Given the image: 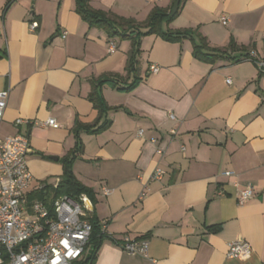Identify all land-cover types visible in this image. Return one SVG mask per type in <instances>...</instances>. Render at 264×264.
<instances>
[{
    "label": "crops",
    "instance_id": "crops-1",
    "mask_svg": "<svg viewBox=\"0 0 264 264\" xmlns=\"http://www.w3.org/2000/svg\"><path fill=\"white\" fill-rule=\"evenodd\" d=\"M9 1L0 0V91L10 88L0 136L28 137L31 193L57 186L73 153L71 171L91 190L92 213L108 235L89 264H264V72L243 57L255 51L264 58V0H180L162 27L192 35L178 42L143 36L131 72L132 41L91 27L75 0L6 7ZM176 1L90 4L142 22L157 6L172 11ZM203 41L226 57H197L195 44ZM152 64L158 73H150ZM104 75L139 83L131 90L99 86L112 108L101 113L89 96ZM49 118L59 127L16 123ZM157 167L166 174L150 181ZM248 184L255 196L241 205ZM124 236L148 240L149 256L123 250L116 242ZM240 240L253 250L245 260L227 254L228 243Z\"/></svg>",
    "mask_w": 264,
    "mask_h": 264
},
{
    "label": "built area",
    "instance_id": "built-area-1",
    "mask_svg": "<svg viewBox=\"0 0 264 264\" xmlns=\"http://www.w3.org/2000/svg\"><path fill=\"white\" fill-rule=\"evenodd\" d=\"M226 25L228 18L221 17ZM38 22L31 23L35 30ZM66 34V33H65ZM264 39V30H263ZM109 49L115 52L117 44L110 40ZM255 62L264 72V58H258L252 51L248 58ZM160 66L152 64L150 73H158ZM231 80L227 79V83ZM10 88L0 91V125L7 107ZM174 118V115H170ZM16 123L32 126H49L57 128L59 124L53 118L46 121L18 119ZM175 133V130L171 131ZM140 137L145 136V130L138 131ZM157 142L156 139H151ZM29 139L25 134L7 137L0 136V264H72L82 259L86 253L92 235V223L89 215L93 210V201L87 194L79 199L62 195L49 201L30 199L34 177L29 169ZM158 154H163L161 148ZM166 171L157 167L150 176V181L161 180ZM225 175H233L226 171ZM58 186V185H57ZM56 187V186H55ZM109 190L106 189V193ZM255 188L248 184L240 189L238 202L243 205L255 196ZM224 194L223 191L220 192ZM147 195L146 190L141 197ZM102 225L106 233V225ZM123 250L131 255L149 256V241L137 240L124 236L117 241ZM252 247L247 241H231L228 243V256L241 260L247 259L252 253Z\"/></svg>",
    "mask_w": 264,
    "mask_h": 264
},
{
    "label": "trees",
    "instance_id": "trees-1",
    "mask_svg": "<svg viewBox=\"0 0 264 264\" xmlns=\"http://www.w3.org/2000/svg\"><path fill=\"white\" fill-rule=\"evenodd\" d=\"M14 0H10L6 7L10 6ZM76 11L79 13L85 21L91 27L103 28L109 35V38H120L129 39L132 41V49L129 54L128 70L131 72L134 70V65L137 61V56L139 55L141 49V39L143 36L156 34L161 36L163 39L170 42H178L184 38H188L192 35L191 31H165L162 27L164 23L170 22L178 14L176 12L174 15L171 14L170 9L155 7L145 21L139 22L131 17H122L115 15L114 13L106 12L103 10L94 9L90 0H75ZM226 52L218 51L215 48H211L208 44L203 41L199 44H195V55L201 59L212 58H224L226 57ZM249 54H245L243 57L247 59ZM242 57V58H243ZM241 57L233 58L236 61L242 60ZM108 83L113 87H117L122 90H131L138 83L139 79L135 78L130 83H125L121 76L116 75H104L100 79L94 82L93 92L90 94V99L93 102L95 108H97L101 113L106 112L110 109L101 92L98 90L99 86ZM111 120L107 119L100 125L96 130L100 131L102 127L109 126ZM73 155V153L71 154ZM71 155L65 159V171L60 179L58 186L51 187L50 190L42 189L40 191H33L30 193V199H40L42 201H49L51 198L56 199L62 195H69L73 198L79 199L82 194H87L93 201L94 196L91 190L85 187L78 178L73 174L70 168V163L72 161ZM51 195V196H50ZM53 195V196H52ZM94 213V211H93ZM91 212L89 215L90 222L92 223V235L90 237V242L87 248L86 255L79 261L80 264L92 263L95 259L96 251L100 247L101 243L108 237L102 230L101 223L94 217ZM93 247V252L90 258H87L89 249Z\"/></svg>",
    "mask_w": 264,
    "mask_h": 264
},
{
    "label": "water",
    "instance_id": "water-1",
    "mask_svg": "<svg viewBox=\"0 0 264 264\" xmlns=\"http://www.w3.org/2000/svg\"><path fill=\"white\" fill-rule=\"evenodd\" d=\"M179 4H180V0H177V1L175 2V4H174L173 8H172V11H171V14H172V15H174V14L177 12V10H178V8H179ZM92 252H93V247H91V248L89 249L87 258H90Z\"/></svg>",
    "mask_w": 264,
    "mask_h": 264
},
{
    "label": "rangeland",
    "instance_id": "rangeland-1",
    "mask_svg": "<svg viewBox=\"0 0 264 264\" xmlns=\"http://www.w3.org/2000/svg\"><path fill=\"white\" fill-rule=\"evenodd\" d=\"M117 40H120V38H117Z\"/></svg>",
    "mask_w": 264,
    "mask_h": 264
}]
</instances>
